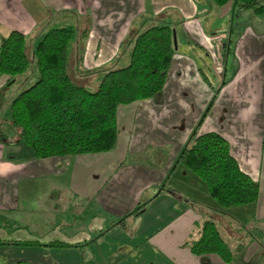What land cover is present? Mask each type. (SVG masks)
<instances>
[{"label": "crops", "instance_id": "obj_1", "mask_svg": "<svg viewBox=\"0 0 264 264\" xmlns=\"http://www.w3.org/2000/svg\"><path fill=\"white\" fill-rule=\"evenodd\" d=\"M165 10L181 19L185 44L208 43L211 22L223 29L218 91L193 66L182 68L188 59L176 49L163 92L118 107L112 152L36 159L13 128L1 131L0 241L7 245L0 244V264H225L184 246L203 221L221 231L214 213L243 233L250 245L243 262L248 253L264 254V232L245 231L262 216L264 199L223 216L204 184L176 165L193 134L215 133L243 173L255 181L264 174V15L235 14L230 4L209 0H0V41L18 32L36 43L52 26H87L86 39L80 34L72 45L70 73L98 72V86L103 72L128 62L121 58L128 35ZM218 34L210 36L211 49L219 47ZM56 242L66 246L45 247Z\"/></svg>", "mask_w": 264, "mask_h": 264}, {"label": "trees", "instance_id": "obj_2", "mask_svg": "<svg viewBox=\"0 0 264 264\" xmlns=\"http://www.w3.org/2000/svg\"><path fill=\"white\" fill-rule=\"evenodd\" d=\"M209 1L217 7L231 3L237 13L252 11L255 16L264 15L261 0ZM173 24L176 25L171 22L152 25L141 33L132 31L121 46L131 48L128 65L103 72L94 92L72 80L68 49L74 44V26L50 27L34 44L37 82L19 93L8 106L9 123L19 141L36 159L114 151L118 140V107L153 99L163 92L176 52ZM87 33L86 26L81 31L84 40ZM28 46V38L18 32H11L0 41V76L9 77L8 83L13 84L15 78L27 72ZM176 165L195 175L204 184L206 194L222 210L256 205L258 201V183L240 170L227 141L218 134H193ZM121 224L123 220L118 225ZM0 244L7 245L1 241ZM14 244L37 245L34 242ZM64 246L56 242L45 247ZM184 246L196 257L214 255L225 264L234 261L231 248L211 220L203 221L196 238Z\"/></svg>", "mask_w": 264, "mask_h": 264}, {"label": "rangeland", "instance_id": "obj_3", "mask_svg": "<svg viewBox=\"0 0 264 264\" xmlns=\"http://www.w3.org/2000/svg\"><path fill=\"white\" fill-rule=\"evenodd\" d=\"M262 4L264 3L262 2ZM230 5L233 6V4L231 3ZM235 14H241V13H237V11H235ZM242 18H247V17L246 15L244 16L242 14ZM180 21L181 19L178 17V15H176V13L173 10H165L164 12L160 14V17L158 19H155L152 16H149L148 20H145L143 18V21L141 25L139 26L141 27L139 30V33H141L146 28L152 25H162V23H170V22L176 23L175 26L173 24V27L176 29L177 53L186 54L185 56L188 59L187 63H183L180 65H183L182 68H185L186 65L193 66L197 74H199L201 81L207 85L211 84L213 86V89L217 92L218 91L217 86H219V84L221 83L219 75L221 74V72L224 71L223 62H222L223 50H222V47L220 46L222 45V40H221V34H218V31L221 30L223 32V29L214 27L213 22H211L207 24L204 28L205 36L209 40L208 43H205L204 38L202 37L203 41L200 42L199 45L194 44V42H192L191 44H185L184 42L181 41V36L184 37L185 33L182 32L181 30ZM251 21L252 19L249 21V23H251ZM74 29L76 32V36L74 39V42H75V40L79 38V35L81 34V30H79V25H77V23L74 24ZM212 32H216L218 34L217 36L219 38L217 40V44L219 46L218 48L217 47L215 48L213 46V48L211 49V47L209 46V44H211L212 46V43L210 42V39L212 38L210 37L212 35ZM189 37L192 40V36L189 35ZM28 40H29L28 56L30 59V63H29V68L27 72L24 75L15 78V82L13 84L8 83L9 77L0 76V132L4 131V132H8L9 134L12 133V126L10 125L9 118H8L9 103L19 93L31 87L38 80V72H37V68L35 64V57H34L35 42L33 38H30ZM197 40H200V39L197 37ZM130 51H131V48L123 47L121 51V58H124L125 56L129 57ZM72 58H73V47L69 46V49H68L69 61H72ZM128 63H129V60L127 63L116 64L117 66L115 69L123 68L127 66ZM180 65L178 64L177 66L173 67L174 68L173 70L177 71ZM70 68L71 66H69V69ZM74 73L75 75H77L76 70ZM87 74L88 76L84 78H79V77L77 78V76H74V77L72 76V80L76 84L87 89L88 91L94 92L97 88V86H94L97 83V80L96 78H94V75L100 74V73L95 72V74L94 73H87ZM204 114L202 115V118L200 119V121L203 119ZM263 181H264V174L259 176V181H255L259 185L258 200L260 201L264 199ZM225 211L226 213H223V216L224 214L227 216H232V217L236 215L235 211H231V209H228ZM261 211L263 212V214H261L262 216L258 218L256 222L250 223L246 227L247 229L245 231L251 230L252 234L253 232H255L254 234L261 233L260 231L264 232V206L262 207ZM214 216L217 217L216 218L217 225H218L219 230H221L220 233L223 239L228 244V246L231 248L234 254V261L232 262V264H264V254H256L255 252L253 254L248 253L245 262H243V257L245 256L246 248L250 246L249 244H246L242 241L243 233H239L235 231L233 228L232 229L228 228V222L220 218V215H218L217 213H214ZM249 241H252V235L249 238Z\"/></svg>", "mask_w": 264, "mask_h": 264}, {"label": "water", "instance_id": "obj_4", "mask_svg": "<svg viewBox=\"0 0 264 264\" xmlns=\"http://www.w3.org/2000/svg\"><path fill=\"white\" fill-rule=\"evenodd\" d=\"M174 34V47H175V50H176V38H175V33L173 32Z\"/></svg>", "mask_w": 264, "mask_h": 264}]
</instances>
